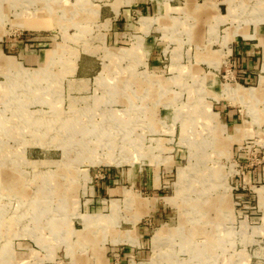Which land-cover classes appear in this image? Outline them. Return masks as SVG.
<instances>
[{
    "label": "rangeland",
    "instance_id": "obj_1",
    "mask_svg": "<svg viewBox=\"0 0 264 264\" xmlns=\"http://www.w3.org/2000/svg\"><path fill=\"white\" fill-rule=\"evenodd\" d=\"M196 1L0 2V264H264V0Z\"/></svg>",
    "mask_w": 264,
    "mask_h": 264
},
{
    "label": "crops",
    "instance_id": "obj_2",
    "mask_svg": "<svg viewBox=\"0 0 264 264\" xmlns=\"http://www.w3.org/2000/svg\"><path fill=\"white\" fill-rule=\"evenodd\" d=\"M188 2L190 3L189 5V9L192 10L195 14H197L199 19H205V17L211 16L212 14H217L218 12L216 10V5L215 4H197L196 0H188ZM219 16V15H218ZM217 20L220 21L222 20V17L219 16L217 17ZM239 46V50H238V56L237 57V61L238 63L241 64H245L246 66L249 65V59H247V57H245L243 54L246 53V55L248 54V47L245 46L246 43H240L238 44Z\"/></svg>",
    "mask_w": 264,
    "mask_h": 264
},
{
    "label": "bare ground",
    "instance_id": "obj_3",
    "mask_svg": "<svg viewBox=\"0 0 264 264\" xmlns=\"http://www.w3.org/2000/svg\"><path fill=\"white\" fill-rule=\"evenodd\" d=\"M2 1L4 2L5 0H0V2H2ZM33 24H34V23H33ZM36 80H37V79H36ZM235 91H236V90H235ZM238 94H239V93H238ZM241 96H242V95H241ZM16 118H17V117H16ZM19 118H20V117H19ZM31 118H32V117H31ZM103 133H104V132H103ZM188 138H189V137H188ZM128 149H129V148H128ZM10 153H11V152H10ZM10 153H9V154H10ZM4 154H5V153H4ZM184 171H185V170H184ZM214 201H215V200H214ZM97 219H98V218H97ZM179 225H180V224H179ZM179 227H180V226H179ZM177 229H178V228H177ZM177 229H176V230H177ZM156 238H157V237H156ZM157 239H158L157 241H159V238H157Z\"/></svg>",
    "mask_w": 264,
    "mask_h": 264
}]
</instances>
